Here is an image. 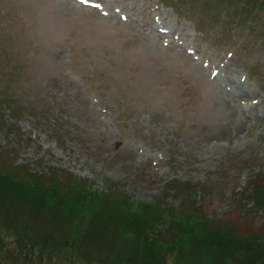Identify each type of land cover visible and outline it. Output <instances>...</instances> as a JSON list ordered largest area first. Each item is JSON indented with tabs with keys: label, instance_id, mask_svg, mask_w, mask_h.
<instances>
[{
	"label": "rangeland",
	"instance_id": "obj_1",
	"mask_svg": "<svg viewBox=\"0 0 264 264\" xmlns=\"http://www.w3.org/2000/svg\"><path fill=\"white\" fill-rule=\"evenodd\" d=\"M179 4L190 9L0 0V167L17 165L32 186L35 172L41 184L52 175L85 182L91 195L74 193L76 212H102L114 186L134 219L144 204L182 210L171 190L186 185L201 194L202 212L232 221L234 233H262L264 215L245 206V218L238 197L264 179V0ZM233 118L242 131L231 135ZM8 181L0 176V194ZM8 234L2 251L14 247Z\"/></svg>",
	"mask_w": 264,
	"mask_h": 264
},
{
	"label": "trees",
	"instance_id": "obj_2",
	"mask_svg": "<svg viewBox=\"0 0 264 264\" xmlns=\"http://www.w3.org/2000/svg\"><path fill=\"white\" fill-rule=\"evenodd\" d=\"M10 105L7 108H11ZM13 167L17 165L13 164L12 169L0 167L4 170H0V176L9 179L0 194V226L5 227H0V236L5 234L0 244L3 247L4 239L10 237L8 231L14 238L13 249H0V264H44L52 260L57 264H264V232L234 233L237 226L233 228L232 221H222L220 217L202 212L201 194H196L198 190L194 188L173 183L171 191L183 201L182 210L165 207V212L161 213L164 207L144 204L145 216L134 219L123 213L130 214V205L115 192L114 186L105 192L102 208H97L107 214L92 206L76 212L70 203L77 199L74 193L87 190V195H91L85 182L80 188L71 178L65 182L52 175L49 184H41L43 176L35 172L40 179L36 177L37 183L32 186L24 180L27 176L20 175L22 170ZM61 179L64 184L60 183ZM249 184L240 192L246 196L238 197L244 200L243 205L238 202L236 208L242 205L240 213L245 218L250 217L247 206L264 215V179ZM26 186L41 192L30 195ZM95 197L101 196L96 194ZM119 201H123L126 208H121ZM63 203L71 212L65 210ZM108 207L114 210L112 214ZM87 213L93 218L86 220ZM164 214L171 217L164 218ZM177 216L188 221L187 224L177 221ZM21 222L27 223L24 230L18 228ZM80 222L89 223L80 227ZM262 227L264 229V224ZM91 231L101 232L91 234ZM47 237H51L50 240L44 241ZM54 245L58 248H52Z\"/></svg>",
	"mask_w": 264,
	"mask_h": 264
},
{
	"label": "bare ground",
	"instance_id": "obj_3",
	"mask_svg": "<svg viewBox=\"0 0 264 264\" xmlns=\"http://www.w3.org/2000/svg\"><path fill=\"white\" fill-rule=\"evenodd\" d=\"M235 124L234 126H232L231 128H229L231 135L232 134H237L238 132L240 133L242 131V123H241V119H234L231 122V125ZM230 125V124H229ZM232 139V138H231Z\"/></svg>",
	"mask_w": 264,
	"mask_h": 264
}]
</instances>
